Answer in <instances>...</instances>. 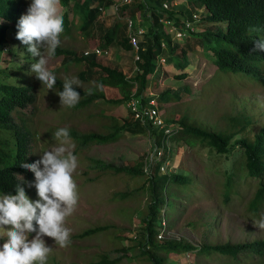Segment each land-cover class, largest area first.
<instances>
[{"label":"rangeland","instance_id":"374dc122","mask_svg":"<svg viewBox=\"0 0 264 264\" xmlns=\"http://www.w3.org/2000/svg\"><path fill=\"white\" fill-rule=\"evenodd\" d=\"M176 1L189 5L186 7L197 17L201 13V17L208 14L205 9L196 10L190 0ZM104 19L106 26L111 27L118 16L109 7L105 11ZM73 24L71 32L60 37L61 46L81 53L90 51L100 44L98 38L86 39L80 31L79 21L77 24L73 21ZM121 28L123 34L119 36L127 37V27ZM208 29V24L200 25L198 32ZM144 39L145 37L141 38V42ZM24 47L26 46L18 40L12 43L10 48L21 55V60L28 62L29 56L23 51ZM109 51L112 53L111 56L100 58V62L122 71L128 79H134L138 73L135 64L136 54L123 49L117 43H114ZM35 59L38 62L39 57ZM204 59L199 55H190L193 67L188 70L187 78L182 81L174 77L171 67L163 68L161 72L151 77L152 84L147 92L150 96L159 95L167 89L179 91L184 87H190L188 93L185 90L181 91L180 99L160 107L164 116L180 118L188 115L192 121L197 120L198 125L212 131L228 132L231 131L228 116L243 113L252 116L255 121L252 134L260 131L264 127V89L256 85L255 81L256 84L252 83L245 73L225 74L216 71V68L206 63ZM47 60L48 70L64 81L78 78L79 73L84 70V66L76 65L66 69L61 66L62 60H54L51 54L47 55ZM20 66L17 63L12 67ZM25 72L29 74V70ZM35 84L37 86L35 104L23 110L20 116L15 114L19 124L22 123L21 114L25 113L29 117L28 127L33 133L32 144L30 141L31 158L34 161L41 159L43 152L51 150L54 143H59L53 140L54 133L66 128L74 145L72 151L78 160L74 179L78 186L79 203L65 224L71 230V243L61 248L52 238L42 237L47 246L53 247L46 264H101L104 260L113 264H152L147 255L141 254L142 250L134 240L142 227V219L150 203L147 179L117 173L107 168L108 165L116 168L135 166L140 159L149 155L151 157L153 144L148 134L134 136L123 132L110 143L91 142L83 145L71 133L107 135L115 128L121 127L122 120L128 117L126 104L116 106L99 101L83 108H70L66 105L62 107L60 97L57 95L60 92L59 88L48 90L39 80ZM78 88L84 92L90 88L97 90L93 81L82 82ZM103 91L108 100L121 98L115 89L106 87ZM82 99L83 96L80 101ZM169 111L172 116H169ZM0 134L8 140L12 138V133L5 131ZM169 145L173 153L170 171H184L187 176L195 179L197 188L194 193L192 188L180 189V199H172L168 216H164L167 226L173 225L172 230L166 227L161 238L158 236V241L163 243L164 240L172 238L193 245H202L205 242L217 245L264 240V228L259 227L260 222L264 221V207L256 214L247 209L248 202L256 193V183L249 180V186H238L236 189L239 194L233 195L228 204L223 196L227 172L241 175L235 171V168H241L239 162L235 163L242 157L240 147H236L231 153L220 155L212 148L199 144L188 148L184 147L183 143L178 145L170 141ZM28 181L35 184V178ZM28 190L30 199L33 201L39 199L35 187ZM174 195L178 197L175 193ZM106 226L108 227L106 231L79 237L88 230ZM9 227L0 228V248L6 241L5 231ZM34 236L35 234L31 235L30 239ZM199 256L197 258L195 254L165 255L166 264H264V258L253 255L244 256L239 260L220 254L211 257Z\"/></svg>","mask_w":264,"mask_h":264},{"label":"trees","instance_id":"16d2710c","mask_svg":"<svg viewBox=\"0 0 264 264\" xmlns=\"http://www.w3.org/2000/svg\"><path fill=\"white\" fill-rule=\"evenodd\" d=\"M174 2L175 0H145L142 3L141 0H133L131 6L120 9L122 17H137L146 22L150 16L153 22L152 25L145 23L148 32L138 52L139 60L136 63L138 73L134 79H127L122 71L103 65L95 54L86 55L85 52L78 53L72 48L58 46L55 54L51 56L54 60L61 59V66L66 69L72 65L84 66V70L78 75L80 81H93L95 87L96 84L104 85L102 89H93L91 95L88 91L84 92L73 86L84 97L74 108H83L99 101L121 106L131 99L135 88L134 96L143 97V102L147 103L151 99L147 97L148 89L152 84L151 77L155 75L160 58H166L167 66L173 68L174 77L178 81L186 79L188 70L193 67L190 55H199L205 58L206 63L215 67L216 71L225 74L245 73L252 83L255 81L257 84H254L264 89V52H251L254 47L253 42L264 39V0H190L196 10L208 11V14L198 21L188 8L189 5H180L178 9L172 11L164 8L165 3L173 7ZM31 3L32 0H0V21H2L0 23V133L5 131L12 133L10 140L0 134V194H15L14 186L18 182L16 173L27 177L26 179L35 178L34 173L20 167L22 161L35 162L31 158L30 141L32 144L33 133L28 127L29 117L25 113L21 114L22 124L18 125L15 114L20 116L23 110L35 104L36 84L32 76L25 72V70L28 71L26 64L12 67L18 62H14L13 53L6 50L11 40H17V23L22 15L27 14ZM109 4L103 0H61L65 28L61 37L71 32L74 17H78L80 31L88 40L98 38L101 49L107 50L117 43L125 50L132 51L128 36H119L123 34L121 27L126 26V22L117 20L111 27H107L106 21L101 19L102 12L99 8ZM168 20L180 30H188L189 33L196 27L197 22L199 25L208 24L209 29L197 32L191 38L172 42L164 27V22ZM222 26L225 28L223 29ZM251 29H258V31H251ZM163 44H166V47H163ZM63 83L64 80L57 78L54 88L62 91ZM154 85L157 86L156 83ZM106 87L117 90L121 98L108 100L103 91ZM184 90L188 93L190 87H184L179 91L167 89L153 98L158 101L160 107H163L180 99L181 91ZM169 113V116H172L170 111ZM128 114V117L122 120V126L115 128L107 135L71 134L83 145L91 142L110 143L123 132L134 136L147 135L148 128L135 121L133 114L129 111ZM228 121L231 130L228 132L212 131L198 125L197 120L192 121L188 115L180 118H166V127L178 128L179 132L174 133L171 140L178 145L183 143L184 147L193 148L197 144L204 145L220 155H226L234 151L236 147H240L242 157L235 163L239 162L241 168H235V171L241 175L237 176L236 172H227L223 196L228 204L233 195L239 194L236 189L238 186H249V180L253 181L256 183V193L248 202L247 209L256 214L264 207V127L252 134L255 121L252 116L243 113L238 116H228ZM154 135L159 146L164 144V133L155 131ZM145 158L140 159L135 166L126 165L116 168L108 165L107 168L117 173L147 179L150 203L142 219V227L134 240L138 242L137 245L142 250L141 254L147 255L152 264H166L165 255L171 254H195L197 258L199 255V257H211L214 254H220L234 260L252 255L264 258V240L217 245L207 242L202 245H193L172 238L164 240L163 243L158 241V236L163 231L162 221L165 219L164 216H168L172 199H180V189L192 188L194 193L197 186L195 179L187 176L184 171L158 174L164 160L156 163L153 174L148 176L144 169ZM26 194H30L27 188ZM172 226L170 224L168 230H172ZM107 229V226L91 229L79 237L95 235ZM101 264H113V262L104 260Z\"/></svg>","mask_w":264,"mask_h":264},{"label":"clouds","instance_id":"9594fccd","mask_svg":"<svg viewBox=\"0 0 264 264\" xmlns=\"http://www.w3.org/2000/svg\"><path fill=\"white\" fill-rule=\"evenodd\" d=\"M165 5H168V8H165ZM180 5H183V3L175 0L173 7L165 3L164 8L172 11ZM201 14L198 17L194 14L197 21L201 18ZM77 19L79 20L78 17H74L76 24ZM101 19L105 20L103 13ZM171 24L178 32L185 34L183 38H177L168 32L167 26L164 24L165 31L172 42L182 41L187 37L191 38L200 28L199 22H197L196 27L193 28L194 30L189 33L188 30L182 31L172 22ZM17 29V40H11L6 50L13 53L14 62L20 63L21 66L27 65L28 75L32 76L36 83L39 80L42 85L47 86L48 90H54L58 77L56 78L48 70L47 55L55 54L56 49L61 44L60 37L65 31L61 0H32L27 9V14L20 17ZM251 31H258V29H251ZM11 38L13 39V37ZM18 40L26 46L23 51L29 56L28 62L21 60V55L13 52L10 48L11 44ZM164 45L166 47V44ZM253 45L252 53L264 52V39L255 40ZM96 48H100L99 45L90 51ZM110 49L111 47L107 50H101L109 51ZM35 57H39L38 62ZM166 67H168L167 61L165 65H160L158 61L155 75ZM81 83L78 78L64 81L63 90L57 93L62 107L66 105L71 108L78 104L81 95L73 86L80 87ZM93 83L95 84V82ZM103 87L102 84H96V88L102 89ZM92 93L93 89L90 88L88 94L91 95ZM15 120L17 122L16 116ZM17 124L19 123L17 122ZM53 140L59 141V143H54L51 150L43 152L41 159L34 163L24 161L20 163L21 168L34 173L35 184L28 181L34 178L26 179L27 177L16 173L18 182L14 186L15 194H0V228L4 229V226H10L8 230H4L6 241L0 248V264H46L53 247L46 245L45 240L42 239L45 236L52 238L55 244H58L61 248L67 247L71 243V230L65 224L67 218L75 212L79 203L78 186L74 179L78 160L72 151L74 145L71 142L68 129L61 128L57 130L54 133ZM32 187L37 189V196L39 197L35 201L29 198L30 194H26V188L31 189ZM259 227L264 228V221L260 222ZM33 233H35V236L30 239Z\"/></svg>","mask_w":264,"mask_h":264},{"label":"built area","instance_id":"2783aa9c","mask_svg":"<svg viewBox=\"0 0 264 264\" xmlns=\"http://www.w3.org/2000/svg\"><path fill=\"white\" fill-rule=\"evenodd\" d=\"M142 3L145 2V0H141ZM103 2L107 3L109 2V6L112 11H114L117 16L118 20H122L126 22V27L128 31V38L130 39V44L132 45L133 52L136 54V61L139 60L138 52L141 49V38L145 37L147 34V25H152V19L149 16L148 21H143L140 18H131L128 16L122 17L120 15V9L124 6H129L132 3V0H103ZM165 8H168V5H165ZM107 9V6L100 7L99 10L105 14V11ZM136 19V20H135ZM164 24L167 26L168 32L172 34L173 36L177 38H183L185 35L182 32H178L174 27H172L170 21H165ZM194 30V29H192ZM165 45L163 44V47ZM95 53L99 58H108L111 56L110 51H103L100 48H96L93 51H88L86 54ZM166 60L165 58H161L159 60L160 65H165ZM136 89L133 91V96L129 101L126 103L127 110L133 114L135 121L139 122L142 126L148 128V138L150 139L151 143L153 144L152 147V153L151 157L150 155L145 158V172L148 176H151L153 174V168L159 161L164 160L161 163L160 172L161 175L169 174L170 172V166H171V156H172V149L169 145V142L175 143L171 140V136L174 133H178V128L174 127H166V117L163 114V111L160 108V105L158 101L153 98L154 96H147L151 99L147 102H143V97L137 98L135 95ZM157 96V95H156ZM146 97V98H147ZM158 131L159 133H164L165 138L164 144L158 145L157 144V138L154 135V132ZM176 144V143H175ZM167 159V160H166ZM166 160V161H165ZM177 170H175L176 172ZM167 224L166 220L164 219L162 221V228L163 230L166 229ZM167 231V230H166ZM164 232L160 233L159 238H161V235ZM166 233V232H165Z\"/></svg>","mask_w":264,"mask_h":264},{"label":"crops","instance_id":"0c3cea01","mask_svg":"<svg viewBox=\"0 0 264 264\" xmlns=\"http://www.w3.org/2000/svg\"><path fill=\"white\" fill-rule=\"evenodd\" d=\"M128 36V35H127Z\"/></svg>","mask_w":264,"mask_h":264}]
</instances>
